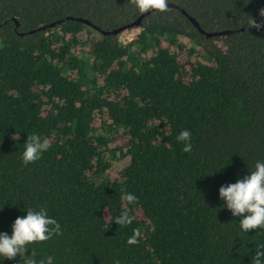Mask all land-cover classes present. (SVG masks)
I'll list each match as a JSON object with an SVG mask.
<instances>
[{"label": "trees", "instance_id": "1", "mask_svg": "<svg viewBox=\"0 0 264 264\" xmlns=\"http://www.w3.org/2000/svg\"><path fill=\"white\" fill-rule=\"evenodd\" d=\"M0 264H264V0H0Z\"/></svg>", "mask_w": 264, "mask_h": 264}, {"label": "water", "instance_id": "2", "mask_svg": "<svg viewBox=\"0 0 264 264\" xmlns=\"http://www.w3.org/2000/svg\"><path fill=\"white\" fill-rule=\"evenodd\" d=\"M163 5H166V6H176L178 8L181 9V11L185 14H187V12L185 11V9L181 8L180 6L178 5H175L173 3H163ZM156 6H152L151 8H149L148 10L144 11L139 17H137L134 21H132L131 23L129 24H126V25H122L120 27H117L113 30H103V29H99L98 27L96 26H93L95 28H97L98 30H100L102 33L104 34H107V33H121L123 31H126L128 30L130 27H139L141 24H142V19L145 15L149 14L153 9H155ZM188 15V14H187ZM191 21L194 22V24L198 27V29L201 31V33H205L207 36H212V35H222V34H226V33H231L232 30H220V31H205L202 29V27L199 25V23L195 20L194 17L192 16H188ZM70 18H76L80 21H84L88 24H91V22L85 18H81V17H70ZM56 24V22H52L50 23V26H54Z\"/></svg>", "mask_w": 264, "mask_h": 264}, {"label": "rangeland", "instance_id": "3", "mask_svg": "<svg viewBox=\"0 0 264 264\" xmlns=\"http://www.w3.org/2000/svg\"><path fill=\"white\" fill-rule=\"evenodd\" d=\"M138 32H139V28L128 29L120 33V39L126 42L130 40L131 38H133L135 34H137ZM92 38H94V36ZM90 41H91L90 45H92V42H93L92 39Z\"/></svg>", "mask_w": 264, "mask_h": 264}]
</instances>
